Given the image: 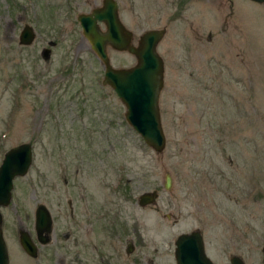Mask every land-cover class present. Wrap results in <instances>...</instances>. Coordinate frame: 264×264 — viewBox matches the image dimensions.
Returning <instances> with one entry per match:
<instances>
[{
	"label": "rangeland",
	"instance_id": "rangeland-1",
	"mask_svg": "<svg viewBox=\"0 0 264 264\" xmlns=\"http://www.w3.org/2000/svg\"><path fill=\"white\" fill-rule=\"evenodd\" d=\"M116 2L133 44L145 30L165 29L156 46L163 60L160 153L143 144L123 104L101 85L102 64L81 34L76 15L101 0H0V161L22 142L32 155L0 207L8 264H88L62 235L83 226L88 207L90 242L98 245L89 250L93 264H104L107 254L112 264H137L134 257L175 264V237L194 229L222 261L226 251L264 264V2ZM26 24L34 38L21 45ZM106 50L113 67L135 62ZM166 172L169 191L162 189ZM152 189L155 204L139 207L137 195ZM38 204L49 211L51 231L33 259L18 231L32 235ZM114 219L113 240L105 227ZM128 241L135 251L124 257Z\"/></svg>",
	"mask_w": 264,
	"mask_h": 264
},
{
	"label": "water",
	"instance_id": "water-1",
	"mask_svg": "<svg viewBox=\"0 0 264 264\" xmlns=\"http://www.w3.org/2000/svg\"><path fill=\"white\" fill-rule=\"evenodd\" d=\"M261 4L264 0H250ZM76 21L81 34L88 41L103 67L101 85L109 86L123 104L124 119L139 136L143 144L160 153L165 146V136L160 121L159 94L163 86V60L156 50L165 33L164 28L143 31L132 43V33L118 17L116 0H102L101 5L87 13H78ZM102 26V28H101ZM34 38L31 26L24 25L18 34L19 44L29 45ZM107 47L132 55L135 62L128 67H113ZM31 144L19 143L7 149L0 162V207L8 205L13 188L12 180L26 173L31 163ZM171 176L165 173L162 189L169 191ZM158 197L155 189L140 192L136 204L144 208L153 205ZM1 224V213H0ZM34 229L36 239L45 244L51 231V217L43 204L35 208ZM18 243L29 256H36V246L26 231L19 229ZM175 264H211L203 253L202 237L199 230L179 233L173 241ZM0 264H8L7 248L0 228ZM230 264H243L238 257L231 258Z\"/></svg>",
	"mask_w": 264,
	"mask_h": 264
},
{
	"label": "flooded vegetation",
	"instance_id": "flooded-vegetation-1",
	"mask_svg": "<svg viewBox=\"0 0 264 264\" xmlns=\"http://www.w3.org/2000/svg\"><path fill=\"white\" fill-rule=\"evenodd\" d=\"M96 7H98V6H96ZM101 28H102V26H101ZM73 214H74L73 210H70L69 216L72 217ZM34 215H35V210L33 212V219H34ZM93 218H94V211H93V209L91 207H88L86 209V213H85L84 220H82V221L79 220L78 221V223H80V224L83 223L82 224L83 226H77L76 227L77 230L75 232L74 231L73 232H64L62 234L63 235V238H65V239H67L68 237L72 238V242H73V244L75 246L74 252H73L75 257H77L79 255H82V254L85 255V253L87 254V258H89V259L86 258L85 262H88V264L89 263H92L93 264V259H92V256L89 253V250H91V252H92V251H94L95 247L98 246V245H95L94 242H92V243L90 242V240H92L91 236H92L93 229H94V220H93ZM75 222H74V224H75ZM115 222L116 221L114 219V220H112L111 223H109L105 227L106 234L108 236H111L112 235V239L113 240H114V238L118 237V232H115L117 230L113 227V225L115 224ZM33 229H34V225H33ZM194 230H197V229H194ZM24 231L27 232V234L29 235V238L31 239V241L33 242V244H35V246H36V252L39 253V247L37 245H39L40 243L36 239L35 229L32 231V235L27 230L24 229ZM201 237H202V235H201ZM109 238H111V237H109ZM202 244H203V253L205 255V258L208 259L211 264H230L231 258H233L234 256L235 257H238L243 264H247L246 261L243 259V257L240 256L239 254H237V253H229V254H226V251H224L222 253L223 256H224V260H225V261H222L221 260L222 259V256H221V254L217 250H215L214 248H210V247L206 248L205 247V244L203 242V238H202ZM112 246L115 248V250H114V252L112 254L113 255H116V257H117L116 260L118 262H121L122 261V255H121V252L119 251V246H114V245H112ZM134 248H135L134 243L131 242V241H128L125 244V247H124V254H125L124 257H128L129 256V251L131 253L134 250ZM105 258L106 259L102 260V258L99 257L100 261L101 260L104 261V264H112V263H114V262H112L113 259L110 258V254H107ZM133 259H134L133 260L134 263L137 262V264H139L138 260L140 259V257H134ZM173 259H174V255H173ZM56 261H57L56 262L57 264H61L60 260H56ZM77 261H78V259H77ZM79 262H80V264H83L84 263L81 260Z\"/></svg>",
	"mask_w": 264,
	"mask_h": 264
}]
</instances>
